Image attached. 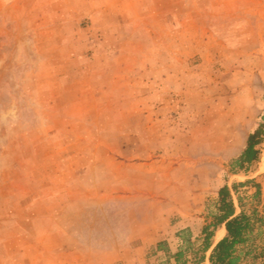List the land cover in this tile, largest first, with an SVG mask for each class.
Listing matches in <instances>:
<instances>
[{
    "label": "rangeland",
    "instance_id": "rangeland-1",
    "mask_svg": "<svg viewBox=\"0 0 264 264\" xmlns=\"http://www.w3.org/2000/svg\"><path fill=\"white\" fill-rule=\"evenodd\" d=\"M223 185L264 217V0H0V264H160Z\"/></svg>",
    "mask_w": 264,
    "mask_h": 264
},
{
    "label": "trees",
    "instance_id": "trees-1",
    "mask_svg": "<svg viewBox=\"0 0 264 264\" xmlns=\"http://www.w3.org/2000/svg\"><path fill=\"white\" fill-rule=\"evenodd\" d=\"M259 133L260 130H256L253 134L249 135L247 147L236 161V165L239 167L250 164L256 158L254 145L258 142L255 138H257ZM248 182H252V180H247L246 183ZM256 188L254 196L258 195L260 191L259 185H256ZM238 206L240 211L235 214L231 190L227 185L221 186L218 189V199L211 224L217 226L224 223L225 228L222 230V234L225 231L227 233L214 245L209 256L211 264H238V257L234 255L235 246L252 242L254 228L257 224H264V217L258 215L256 209H253L250 214L246 213L240 199H238ZM208 237L209 233L206 234V239ZM208 245L207 239L205 240L204 247L206 248ZM247 254L251 255L253 259L257 258L255 254H252V249H249Z\"/></svg>",
    "mask_w": 264,
    "mask_h": 264
},
{
    "label": "crops",
    "instance_id": "crops-1",
    "mask_svg": "<svg viewBox=\"0 0 264 264\" xmlns=\"http://www.w3.org/2000/svg\"><path fill=\"white\" fill-rule=\"evenodd\" d=\"M232 199L236 214L240 211V208L235 199L233 197ZM214 212L211 211L209 215L205 216L199 227L187 223L172 229L174 235L169 238L165 237L166 241L159 239L155 249L158 254L163 253L165 255V261L160 264H211L209 256L214 245L227 233L225 231L222 234V230L225 228L224 223L217 226L211 224ZM194 218L200 219L198 216ZM207 233H209L207 238L209 245L205 248L204 243L207 240ZM249 249H252V254H257L256 259L247 254ZM234 255L238 257V264H264V243L236 245Z\"/></svg>",
    "mask_w": 264,
    "mask_h": 264
}]
</instances>
